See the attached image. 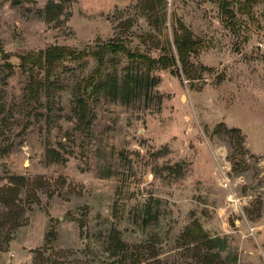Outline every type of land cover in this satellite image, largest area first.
I'll return each instance as SVG.
<instances>
[{
    "label": "rangeland",
    "instance_id": "1",
    "mask_svg": "<svg viewBox=\"0 0 264 264\" xmlns=\"http://www.w3.org/2000/svg\"><path fill=\"white\" fill-rule=\"evenodd\" d=\"M149 4L0 0V264H264V0H166L162 34ZM176 17L201 43L192 79L155 70L129 101L91 84L120 81L122 53L96 76L93 55L49 78L23 59L109 41L159 57Z\"/></svg>",
    "mask_w": 264,
    "mask_h": 264
},
{
    "label": "trees",
    "instance_id": "2",
    "mask_svg": "<svg viewBox=\"0 0 264 264\" xmlns=\"http://www.w3.org/2000/svg\"><path fill=\"white\" fill-rule=\"evenodd\" d=\"M150 2L149 9L152 11L150 15L153 25L157 28L159 33H163V25L167 22L166 12V0H147ZM160 6L162 9L161 15H157L155 11L156 7ZM173 41L169 37L158 39L155 45L161 50L159 57H152L148 54L140 53L138 51H132L126 44L119 41H109L99 45L97 48L90 52L76 51L71 48L62 45H52L45 50L39 52H31L28 55L23 56L25 64L31 63L35 67H39L45 70L47 78L51 76L58 62L68 58L79 59L89 55H93L97 58L98 65L95 69L94 76L100 75L102 69L107 65L111 64L116 71L118 64L120 63L117 55L122 53L131 60V65L126 67V74L118 79L117 74L112 76L110 82L105 79L93 80L91 84L94 89L108 90L109 95L114 98H119L124 101H129L132 98L138 97L139 95L147 92L153 85V78L151 73L158 69H171V72L181 77V74L186 76L187 79H192L194 69L191 66V56L197 54L201 49L200 41L195 37L193 31L178 17L175 18L174 23ZM112 54L113 56L109 59L107 56ZM203 69H209L202 66ZM31 80L29 85V93L32 94V98L37 97L39 91V83L31 72ZM81 103V123L85 120L87 115V106L84 101ZM231 131H237L233 128ZM13 188H7L5 191H0V201L6 205H10L15 201L13 196ZM16 195V194H15ZM199 227V228H198ZM199 230V236L195 239H205L207 243H210L212 247L220 246L224 247L223 239L216 236H208V234L195 223L194 226L190 227L192 234ZM204 261H210L211 257L206 256Z\"/></svg>",
    "mask_w": 264,
    "mask_h": 264
}]
</instances>
